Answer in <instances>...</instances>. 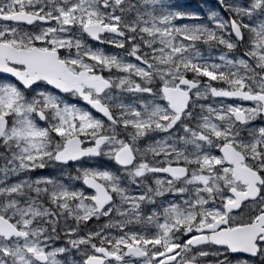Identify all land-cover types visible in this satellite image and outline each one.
I'll use <instances>...</instances> for the list:
<instances>
[{
  "label": "snow or ice",
  "instance_id": "6c2138e0",
  "mask_svg": "<svg viewBox=\"0 0 264 264\" xmlns=\"http://www.w3.org/2000/svg\"><path fill=\"white\" fill-rule=\"evenodd\" d=\"M0 0V264H264V0Z\"/></svg>",
  "mask_w": 264,
  "mask_h": 264
},
{
  "label": "rangeland",
  "instance_id": "374dc122",
  "mask_svg": "<svg viewBox=\"0 0 264 264\" xmlns=\"http://www.w3.org/2000/svg\"><path fill=\"white\" fill-rule=\"evenodd\" d=\"M184 8L195 11L198 13H203V9L200 7L201 3H210L208 0H177Z\"/></svg>",
  "mask_w": 264,
  "mask_h": 264
},
{
  "label": "water",
  "instance_id": "95a60500",
  "mask_svg": "<svg viewBox=\"0 0 264 264\" xmlns=\"http://www.w3.org/2000/svg\"><path fill=\"white\" fill-rule=\"evenodd\" d=\"M209 1H211V2H215V0H209Z\"/></svg>",
  "mask_w": 264,
  "mask_h": 264
},
{
  "label": "flooded vegetation",
  "instance_id": "af4514ba",
  "mask_svg": "<svg viewBox=\"0 0 264 264\" xmlns=\"http://www.w3.org/2000/svg\"><path fill=\"white\" fill-rule=\"evenodd\" d=\"M210 3H214V2H210Z\"/></svg>",
  "mask_w": 264,
  "mask_h": 264
}]
</instances>
